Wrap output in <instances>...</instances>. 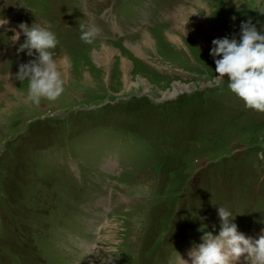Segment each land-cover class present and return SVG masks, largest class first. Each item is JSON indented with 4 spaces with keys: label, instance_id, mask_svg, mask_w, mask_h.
Returning a JSON list of instances; mask_svg holds the SVG:
<instances>
[{
    "label": "rangeland",
    "instance_id": "1",
    "mask_svg": "<svg viewBox=\"0 0 264 264\" xmlns=\"http://www.w3.org/2000/svg\"><path fill=\"white\" fill-rule=\"evenodd\" d=\"M259 9L264 0H0V264H182L219 234L221 206L239 231L264 235V110L217 78L210 54L249 17L264 32ZM82 21L99 29L92 44ZM21 22L58 38L55 100L16 78L39 60L18 51L25 35L12 39ZM105 44L115 49L99 62Z\"/></svg>",
    "mask_w": 264,
    "mask_h": 264
},
{
    "label": "clouds",
    "instance_id": "2",
    "mask_svg": "<svg viewBox=\"0 0 264 264\" xmlns=\"http://www.w3.org/2000/svg\"><path fill=\"white\" fill-rule=\"evenodd\" d=\"M264 13V9H259ZM209 11L207 15H212ZM235 19V17H233ZM7 23L5 17L0 18V25ZM80 38L87 44H92L99 29L94 25L80 24ZM22 30V31H21ZM26 39L19 45L18 51L33 50L39 52L38 62L33 60L22 63L16 78L28 82V94L39 100L46 97L55 100L64 90V80L54 58L52 49L59 43L56 34L38 23L21 22L12 35L13 40H19L21 35ZM214 47L210 54L215 59L217 78L224 74L228 76V88L241 97L248 107L264 110V32L257 29L252 17L241 21L239 39L214 38ZM222 227L218 235L206 232L203 242L189 252L191 264H238L242 254L246 264H264V235L252 238L238 230L233 222V212L224 206L218 209ZM109 256L107 260H112Z\"/></svg>",
    "mask_w": 264,
    "mask_h": 264
},
{
    "label": "bare ground",
    "instance_id": "3",
    "mask_svg": "<svg viewBox=\"0 0 264 264\" xmlns=\"http://www.w3.org/2000/svg\"><path fill=\"white\" fill-rule=\"evenodd\" d=\"M229 6H230V4H228ZM229 6H227L226 5V7L228 8ZM223 6L221 5V8H222ZM226 8V9H227ZM218 11L216 8L214 9V11ZM208 11H210V10H208ZM230 13V12H229ZM229 13H228V15L227 16H229ZM221 15V14H220ZM225 15V14H224ZM147 37H149V39H151V37H152V34L148 31L147 32ZM174 38H176V36L174 37ZM148 39V40H149ZM152 40V39H151ZM153 41V40H152ZM153 43H155V42H153ZM105 46V48H106V52H105V54L106 55H102V53H100L99 51H95V53H94V56H95V59L97 60V61H99V62H103V61H107V59H110V57L113 55V51H114V47H111V46H109L108 44H105L104 45ZM139 47V46H138ZM137 48V47H136ZM81 61V60H80ZM126 61V60H125ZM129 65V62L128 61H126V63L124 64V66H126V68H127V66ZM68 67H69V64H68ZM82 67V66H81ZM127 77V81H130V75H128V76H126ZM116 79V78H115ZM180 85H181V87L182 86H184L185 87V85H182V83H179ZM176 89V88H175ZM179 89V88H178ZM177 90V89H176ZM173 91V90H172ZM172 94H175L174 92H172ZM146 190V189H145ZM147 194V193H146ZM162 198V197H161ZM135 222V221H134ZM112 225H113V223H110V224H108L107 226H106V230H105V234L106 233H108L110 230H111V228H112ZM104 241V240H103ZM103 244V243H102ZM135 250V249H134ZM245 255H247V254H242V256H241V258H240V261L238 262V264H240V263H242L243 261H244V256ZM129 257V256H128ZM191 260H192V257L191 256H186V258L184 257L183 259H182V264H191ZM129 262V261H128ZM127 263V262H126ZM234 264H235V262H234Z\"/></svg>",
    "mask_w": 264,
    "mask_h": 264
}]
</instances>
